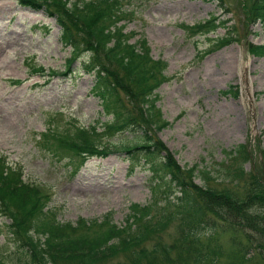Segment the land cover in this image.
<instances>
[{"label":"rangeland","instance_id":"374dc122","mask_svg":"<svg viewBox=\"0 0 264 264\" xmlns=\"http://www.w3.org/2000/svg\"><path fill=\"white\" fill-rule=\"evenodd\" d=\"M245 3L123 0L124 8L133 12L119 23L125 32L136 33L131 43L145 38L152 57L167 63L164 80L154 91V119L168 124L157 130L145 119L140 99L125 86L119 93L130 116L163 142L176 165L186 171L189 183L212 187L224 198L229 193L244 197L252 185L248 173L232 181L226 177L224 150L246 144L253 157L246 170H255L264 181V56L253 50L264 44V23L251 22ZM213 16L224 25L208 33L190 28ZM66 20L71 24L68 17ZM76 30L81 41L90 42L83 27ZM61 34L57 17L44 9L18 0H0V162L3 169L17 171L40 194L49 195L46 214L63 225L78 226L75 233L85 230L81 225L85 219L98 229L107 215L122 227L133 203H152L155 178L149 164L141 159L142 152L135 155L136 159L140 156L138 163L129 157L137 150L131 154L122 151V147L139 142L132 131L136 127L104 137L101 142L110 147V153L90 155L77 170L69 162L72 153L67 155L57 148L60 139L69 143L71 135L67 134L76 128L102 127L101 123L111 118L103 113L101 100L91 91L95 76L86 71L91 53L82 52L71 63V48L63 45ZM228 38H232L229 44L215 48L221 39ZM66 66L72 67L67 74ZM56 135L58 141L52 139ZM196 163L198 170L209 175H188V168ZM171 193L173 197L181 195L180 191ZM165 196L152 205L151 214L163 216ZM5 215L0 214V264H34L29 247L9 232L11 221ZM211 218L220 226L214 244L221 248L223 263L231 261L230 253L236 248L233 236L238 239L237 246L240 241L249 244L244 264L262 261L255 253L264 256V238L258 231L233 226L227 221L229 217ZM207 228L205 235L212 232ZM201 240L210 243L208 236ZM143 246L148 250L145 264H182L197 255L196 246L183 240L179 219L171 220L138 249ZM129 250L93 264H127L136 254ZM56 264L74 263L58 259Z\"/></svg>","mask_w":264,"mask_h":264},{"label":"trees","instance_id":"16d2710c","mask_svg":"<svg viewBox=\"0 0 264 264\" xmlns=\"http://www.w3.org/2000/svg\"><path fill=\"white\" fill-rule=\"evenodd\" d=\"M18 1L38 10L42 8L49 15L57 17L62 28L63 45L71 48L73 56L71 63L75 62L82 52L91 53L86 65V71L95 76L91 91L101 100L103 113L111 116L108 121L101 123L102 127L93 125L76 128L71 134H67L71 135L67 140L69 143L60 139L57 148L67 155L72 153L69 162L77 170L90 155L107 156L110 153V150H107L110 147L101 142L104 137H111L136 127L132 131L139 142L122 147V151L130 154L138 151L129 156L130 160H135L137 157L135 155L142 152L141 159L149 164L155 178L152 184V203L146 205L133 203L124 226L113 223L111 216L107 215L98 229H94L91 222L85 219L81 224L85 230L75 233L78 226L72 228L69 224L63 225L46 214L49 195L40 194V190L33 187V184L25 182L17 171L3 169L0 162V214H6L10 219L8 228L14 239L23 241L29 247L28 252L33 263L56 264L58 259H62L74 264H93L96 260L109 258L112 253L118 254L121 250L132 249L136 254L127 264H145L148 250L145 246L139 249L138 247L151 238L152 234L167 228L171 220L179 219L183 240L196 246L197 253L196 257L182 261V264H244L246 256L250 254L249 244L240 241V246H237L238 239L234 236L232 240L236 242L232 243L236 248L230 253L231 261L228 263L221 261V248L214 244L220 226L211 217L215 215L224 220L225 217H229L227 221L231 225L241 227L243 230L254 229L258 231L259 237L264 238V181L256 175L255 170L251 173L246 170V164L253 160L251 150L246 144L224 150L226 157L223 169L228 175L226 177L232 181L248 173L250 185L252 181L250 190L244 197L229 193L226 195L228 197L224 198L223 194L212 187L189 183L186 171L176 165L172 153L163 142L153 137V134L143 128L144 126L137 120L138 124L134 122V117L130 116V110L119 93L125 86L133 90V97L140 99L146 112L145 119H149L157 130L168 124L166 120L154 119L157 100L154 91L164 80L167 63L152 57L151 48L145 38L131 43L130 38L136 33L125 32L124 26L119 25L131 15L129 11L133 10L125 9L123 0ZM245 1L247 17L251 18V22L264 23V0ZM67 17L71 24L67 22ZM221 25H224V22L213 16L205 23L190 28L199 33H208ZM81 27L88 33L90 42L81 41L75 33L76 29ZM231 40L232 38L221 39L215 48H221ZM253 50L254 54L264 56V44L253 47ZM66 70L67 74L68 71H72V67L66 66ZM121 72L123 75H120ZM43 135L46 137V134ZM52 139L58 141V135ZM262 151L264 161V149ZM139 159L140 156L133 162L139 163ZM198 169V164H193L187 173L193 177L200 172L209 175L208 171ZM174 191H180L181 195L173 197L171 192ZM165 193L163 205L167 209L166 212H163L162 217L151 214L152 205L160 202L161 195ZM207 227L212 229L209 235L204 234ZM205 236L210 238L207 245L201 240ZM255 253L262 259L258 264L260 262L264 264L262 252Z\"/></svg>","mask_w":264,"mask_h":264},{"label":"bare ground","instance_id":"6f19581e","mask_svg":"<svg viewBox=\"0 0 264 264\" xmlns=\"http://www.w3.org/2000/svg\"><path fill=\"white\" fill-rule=\"evenodd\" d=\"M230 107H233V105H231ZM233 108H236V107H233Z\"/></svg>","mask_w":264,"mask_h":264}]
</instances>
